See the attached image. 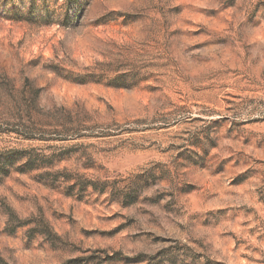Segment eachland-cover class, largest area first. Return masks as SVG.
I'll use <instances>...</instances> for the list:
<instances>
[{"label":"rangeland","instance_id":"1","mask_svg":"<svg viewBox=\"0 0 264 264\" xmlns=\"http://www.w3.org/2000/svg\"><path fill=\"white\" fill-rule=\"evenodd\" d=\"M5 155L0 264H264V0H0Z\"/></svg>","mask_w":264,"mask_h":264},{"label":"trees","instance_id":"2","mask_svg":"<svg viewBox=\"0 0 264 264\" xmlns=\"http://www.w3.org/2000/svg\"><path fill=\"white\" fill-rule=\"evenodd\" d=\"M29 164V161H27L26 165ZM12 167L11 161L7 160L6 155L0 156V183L2 180V177L6 176L10 172V168ZM25 169V165L23 166Z\"/></svg>","mask_w":264,"mask_h":264}]
</instances>
